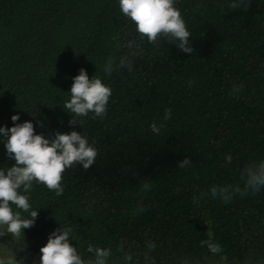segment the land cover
I'll use <instances>...</instances> for the list:
<instances>
[{
	"label": "trees",
	"instance_id": "16d2710c",
	"mask_svg": "<svg viewBox=\"0 0 264 264\" xmlns=\"http://www.w3.org/2000/svg\"><path fill=\"white\" fill-rule=\"evenodd\" d=\"M176 7L191 53L163 37L141 39L118 0H0V126L12 127L19 114L16 123L32 120L48 138L85 132L98 150L88 169L65 170L63 196L42 185L33 192L39 214L24 239L32 264L64 223L77 228L71 243L81 251L87 243L123 246L136 264L152 243L155 264H264V190H245L242 174L264 158V0ZM136 43L129 72L118 62ZM109 56L117 64L106 75ZM81 68L112 89L106 116L83 118L84 127L70 125L63 108ZM184 158L192 165L179 169ZM12 163L0 143V167ZM215 184L239 193L214 198ZM209 237L221 253L201 246Z\"/></svg>",
	"mask_w": 264,
	"mask_h": 264
},
{
	"label": "clouds",
	"instance_id": "9594fccd",
	"mask_svg": "<svg viewBox=\"0 0 264 264\" xmlns=\"http://www.w3.org/2000/svg\"><path fill=\"white\" fill-rule=\"evenodd\" d=\"M119 10L135 26V32L149 43H158V37L166 38L181 51L191 53L189 31L186 21L176 0H118ZM236 4H233L235 7ZM129 51L119 59V67L133 71L131 58L138 54L139 45L129 44ZM117 61L109 56L103 64V72L110 74ZM70 89L69 98L63 101V108L72 114L70 125L84 127V119H103L108 111L112 89L98 76L89 78L86 69L81 68ZM36 116V105L30 110ZM171 109H165L164 119H171ZM12 127L0 126V143L4 144L11 166L0 167V264H24L18 255L25 251V229L34 226L38 217V208L34 206L33 192L43 186L55 196L64 195L62 183L66 169L78 164L85 170L93 165L98 155L96 143L88 135L72 130L69 133H55L48 138L36 133L32 120L16 123L19 114L11 117ZM35 124L44 127L40 120ZM153 133L159 129L155 123L150 125ZM233 157L225 156V163L231 164ZM192 160L184 158L178 162L179 169L191 167ZM245 190L259 192L264 190V158L251 161L243 170ZM145 189L147 184L143 185ZM212 197L223 201L233 199L239 188L227 184H215L210 188ZM137 211L143 212V207ZM76 227L72 223L61 224L53 230L47 243L40 248V264H136L133 256L123 246L101 247L87 243L81 251L73 246L76 240ZM6 236L11 238L4 241ZM201 246L215 256L222 252V246L211 237L202 240ZM155 243L148 246V252L141 264H155L150 252ZM191 264V262H189Z\"/></svg>",
	"mask_w": 264,
	"mask_h": 264
},
{
	"label": "rangeland",
	"instance_id": "374dc122",
	"mask_svg": "<svg viewBox=\"0 0 264 264\" xmlns=\"http://www.w3.org/2000/svg\"><path fill=\"white\" fill-rule=\"evenodd\" d=\"M11 237L10 236H6L4 238V241H7L9 240ZM18 259H22L24 261V264H32L31 263V260H30V256H29V253L26 251H23L21 252L19 255H18Z\"/></svg>",
	"mask_w": 264,
	"mask_h": 264
}]
</instances>
